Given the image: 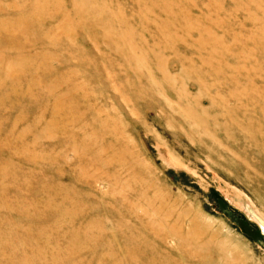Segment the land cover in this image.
<instances>
[{
	"label": "rangeland",
	"instance_id": "374dc122",
	"mask_svg": "<svg viewBox=\"0 0 264 264\" xmlns=\"http://www.w3.org/2000/svg\"><path fill=\"white\" fill-rule=\"evenodd\" d=\"M0 264H264V0H0Z\"/></svg>",
	"mask_w": 264,
	"mask_h": 264
}]
</instances>
